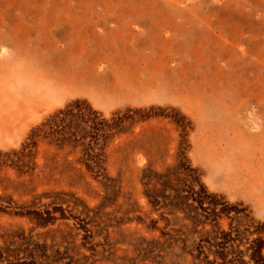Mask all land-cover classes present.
<instances>
[{
  "label": "rangeland",
  "instance_id": "374dc122",
  "mask_svg": "<svg viewBox=\"0 0 264 264\" xmlns=\"http://www.w3.org/2000/svg\"><path fill=\"white\" fill-rule=\"evenodd\" d=\"M71 3L53 39L80 49L73 71L105 67L33 130L72 165L38 167L34 137L27 157L0 147L18 173L0 182V264H264V0ZM114 79L137 88L101 96Z\"/></svg>",
  "mask_w": 264,
  "mask_h": 264
},
{
  "label": "bare ground",
  "instance_id": "6f19581e",
  "mask_svg": "<svg viewBox=\"0 0 264 264\" xmlns=\"http://www.w3.org/2000/svg\"><path fill=\"white\" fill-rule=\"evenodd\" d=\"M57 4L66 6L61 15L62 21L49 18V7ZM69 6H73L71 0H0V147L14 150L18 157H27L26 148L30 145L26 141L34 137L36 148L32 152L38 167L48 157H56V161H62V164L58 165L61 167L70 166L75 162L70 159L78 157L77 154L72 156L67 152L52 150L51 145L40 142L42 139L37 138L33 130L51 122L55 114L64 112H61L58 106L72 95H90L93 91L92 78H98L105 67L101 61H97L90 67L91 73L87 72L81 63L76 72L70 68L73 62L75 64L80 62V49L78 47L73 51L62 49L52 37L58 25L65 24L71 17ZM183 7V11L179 12L180 19L179 16L177 18L182 20L185 26L201 22L196 9L191 7V11L187 12L185 9L188 5L185 4ZM45 16H47L46 19ZM38 19H44V21L38 23ZM78 27H80L79 24ZM36 38L42 39V42L34 43ZM30 44L36 48L27 51ZM55 51L60 52L57 60L47 57L48 53L54 55ZM171 68L174 67L171 66ZM136 88L137 86L127 79L120 82L114 79L110 85L100 86L98 91H101V96L110 97L117 91L130 94ZM22 90L33 94L37 102L19 104L18 99ZM6 168L0 164V182L14 180V176L18 174L15 167H12L13 170ZM252 180L250 186L253 187L257 182V176Z\"/></svg>",
  "mask_w": 264,
  "mask_h": 264
}]
</instances>
